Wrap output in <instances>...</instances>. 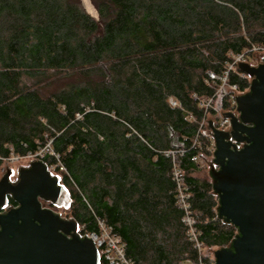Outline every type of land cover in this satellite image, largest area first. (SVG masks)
Masks as SVG:
<instances>
[{"label":"trees","instance_id":"16d2710c","mask_svg":"<svg viewBox=\"0 0 264 264\" xmlns=\"http://www.w3.org/2000/svg\"><path fill=\"white\" fill-rule=\"evenodd\" d=\"M93 2L99 20L79 0H0V166L51 139L44 161L64 167L83 231L103 220L134 264H212L182 220L174 168L199 240L228 246L237 228L200 175L212 156L200 101L219 85L208 71L264 48V0ZM238 70L230 82L244 90Z\"/></svg>","mask_w":264,"mask_h":264},{"label":"water","instance_id":"95a60500","mask_svg":"<svg viewBox=\"0 0 264 264\" xmlns=\"http://www.w3.org/2000/svg\"><path fill=\"white\" fill-rule=\"evenodd\" d=\"M79 1L99 20L93 0ZM253 55L257 64L238 63L249 77V90L221 93L236 96L235 111L220 108L204 127L215 146L213 165L203 163L218 196L217 214L237 228L228 246L206 253L213 264H264V63H259L264 53ZM216 117L228 119L230 128L217 129ZM18 168V178L7 165L0 170V264H100L96 243L79 234L78 221L42 206L45 200L70 207L72 196L60 175L39 159ZM11 200L18 206L3 213Z\"/></svg>","mask_w":264,"mask_h":264},{"label":"built area","instance_id":"2783aa9c","mask_svg":"<svg viewBox=\"0 0 264 264\" xmlns=\"http://www.w3.org/2000/svg\"><path fill=\"white\" fill-rule=\"evenodd\" d=\"M251 51L254 53H260L264 52V48H260L257 46H253ZM233 60L228 64L227 69L223 73H216L214 71H208V78L210 81H219V85H217V89L215 93L207 98H203L200 101V105L204 108L205 110V115L202 118L200 122V130L203 131L206 125V121L210 115H218L219 114V109L224 108L230 111H235L236 106H237V99L236 96L233 93H224L221 96L222 91L226 90H231L238 92L239 94H243L246 91H248L250 85L248 88L242 90L237 83H231L230 82V76L236 70L238 69V63L242 62H249L253 60V58H248L245 53H240L237 55H233ZM237 72L241 77H248V75L240 70ZM250 81V80H249ZM169 103L172 107L178 106V102L173 99V97L169 98ZM188 119L191 120L193 119L192 115H188ZM214 126L217 127V129L220 130H226L227 128H230L231 122L228 119H224L221 117H216L214 120ZM211 138V137H210ZM241 147L240 145H238ZM206 149L208 151L213 152L215 150V146L213 145V141L211 138V141L209 144L206 146ZM180 153H182V150H179ZM177 151L176 150H169L167 151V154L171 155H176ZM47 154H55L53 149H52V140H48L47 144L43 147H41L37 152L35 153H30L27 155H17V154H12L11 157L5 158L3 163L6 161H18L20 159L24 158H30V159H39L43 160L45 159V156ZM194 161H198V157L195 156L193 157ZM49 170L51 173L53 172L56 174V168L59 167L60 170H64V167L58 163V164H47ZM174 180L177 182L178 186V197H179V202L185 210V214L182 218V220L189 225L190 227V235L191 239L194 240L195 247L198 249V251L202 254H205L206 247L204 244L199 240L198 234L194 229V218L191 215V212L189 210L188 203L186 201L187 195L185 193V176L184 172L182 169H180L177 165H175L174 168ZM97 225L98 228L96 231H83V227L79 225V234L82 237H88L90 238L94 243H96V248L98 249L99 255H100V264H134V262L127 257L126 255V250H125V245L121 242L120 238L114 234H112L111 230L105 225L103 220L98 219L97 220Z\"/></svg>","mask_w":264,"mask_h":264},{"label":"rangeland","instance_id":"374dc122","mask_svg":"<svg viewBox=\"0 0 264 264\" xmlns=\"http://www.w3.org/2000/svg\"><path fill=\"white\" fill-rule=\"evenodd\" d=\"M264 53V52H263ZM253 60L251 61V64H257L258 62L254 59V57H252ZM264 59V57L261 58L260 61H262ZM36 159H30V158H24V159H20L18 161H6L5 163H3L1 166H0V170H2L5 165H7L9 167V169L16 174V177L18 178V175H19V171L20 169L18 168V165L20 164H30L31 161H34ZM202 161V162H201ZM200 163H201V166H202V172L200 173V175L204 174L206 176H210L209 174V171L210 169L206 167V165L204 163L207 164V166H212L213 165V155L212 156H206L203 160H201ZM204 162V163H203ZM62 180V179H61ZM63 183V182H62ZM65 185V184H64ZM66 186V185H65ZM59 212H62V213H68L70 214V211L69 210H65L63 207L61 208H56ZM213 249V248H212ZM210 249H206L205 251V254L208 253ZM207 256H210V255H207ZM211 258V256H210ZM212 259V258H211ZM213 262V261H212ZM213 264V263H212Z\"/></svg>","mask_w":264,"mask_h":264},{"label":"flooded vegetation","instance_id":"af4514ba","mask_svg":"<svg viewBox=\"0 0 264 264\" xmlns=\"http://www.w3.org/2000/svg\"><path fill=\"white\" fill-rule=\"evenodd\" d=\"M260 64H262V63H264V59L261 61V62H259ZM252 80V79H251ZM249 90V89H248ZM247 92V91H246ZM239 115V114H238ZM238 115H236V116H238ZM13 180V179H12ZM14 181H16V180H14ZM9 206H7V207H5L4 209H3V213H8V212H10L11 211V209H13V208H16L17 206H18V204L15 202V201H13V200H11L10 202H9V204H8ZM42 206L43 207H45V208H49V209H52V210H54L55 212H57V213H60V215H61V217L62 218H67L68 217V219H70V218H72V217H70L71 215L70 214H66V213H62V212H59L56 208H61V207H59V206H56V205H54L53 203H51V202H49V201H45V200H42ZM64 208V207H63ZM65 210H68L69 208H64ZM2 226L0 225V235H1V232H2ZM70 237V236H69Z\"/></svg>","mask_w":264,"mask_h":264}]
</instances>
